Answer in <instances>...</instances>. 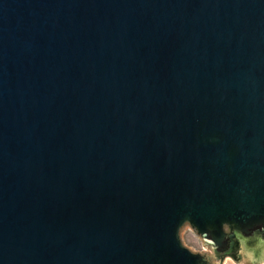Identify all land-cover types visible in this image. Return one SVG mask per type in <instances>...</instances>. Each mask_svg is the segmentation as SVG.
Returning a JSON list of instances; mask_svg holds the SVG:
<instances>
[{
  "label": "water",
  "instance_id": "water-1",
  "mask_svg": "<svg viewBox=\"0 0 264 264\" xmlns=\"http://www.w3.org/2000/svg\"><path fill=\"white\" fill-rule=\"evenodd\" d=\"M242 253L264 259V0H0V264Z\"/></svg>",
  "mask_w": 264,
  "mask_h": 264
},
{
  "label": "rangeland",
  "instance_id": "rangeland-1",
  "mask_svg": "<svg viewBox=\"0 0 264 264\" xmlns=\"http://www.w3.org/2000/svg\"><path fill=\"white\" fill-rule=\"evenodd\" d=\"M179 236H180V240L183 242V245L191 252L199 253V254L206 253L208 255H212L211 252L203 246L200 238L194 233V231H192V229L189 226L182 228V234H179ZM241 257L242 258L240 260V264H254L253 263L254 258L250 259L249 254H247V256L244 258L242 253ZM224 262L225 264H237L230 258L225 259ZM260 264H264V259H262Z\"/></svg>",
  "mask_w": 264,
  "mask_h": 264
},
{
  "label": "clouds",
  "instance_id": "clouds-1",
  "mask_svg": "<svg viewBox=\"0 0 264 264\" xmlns=\"http://www.w3.org/2000/svg\"><path fill=\"white\" fill-rule=\"evenodd\" d=\"M249 258L251 259V256H249Z\"/></svg>",
  "mask_w": 264,
  "mask_h": 264
},
{
  "label": "bare ground",
  "instance_id": "bare-ground-1",
  "mask_svg": "<svg viewBox=\"0 0 264 264\" xmlns=\"http://www.w3.org/2000/svg\"><path fill=\"white\" fill-rule=\"evenodd\" d=\"M224 264H225V262H224Z\"/></svg>",
  "mask_w": 264,
  "mask_h": 264
}]
</instances>
